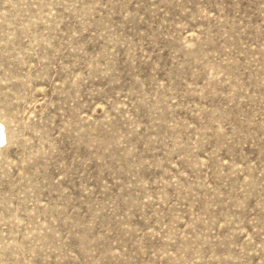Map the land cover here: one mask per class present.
I'll use <instances>...</instances> for the list:
<instances>
[{
  "label": "rangeland",
  "instance_id": "rangeland-1",
  "mask_svg": "<svg viewBox=\"0 0 264 264\" xmlns=\"http://www.w3.org/2000/svg\"><path fill=\"white\" fill-rule=\"evenodd\" d=\"M0 264H264V0H0Z\"/></svg>",
  "mask_w": 264,
  "mask_h": 264
},
{
  "label": "bare ground",
  "instance_id": "bare-ground-1",
  "mask_svg": "<svg viewBox=\"0 0 264 264\" xmlns=\"http://www.w3.org/2000/svg\"><path fill=\"white\" fill-rule=\"evenodd\" d=\"M3 131H2V127L0 125V145L4 142V137H3Z\"/></svg>",
  "mask_w": 264,
  "mask_h": 264
}]
</instances>
